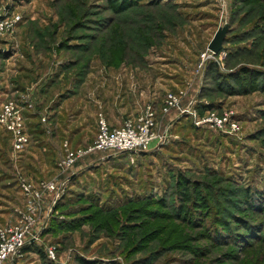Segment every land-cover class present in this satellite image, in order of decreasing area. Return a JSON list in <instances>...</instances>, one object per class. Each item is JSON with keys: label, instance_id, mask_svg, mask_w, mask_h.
Segmentation results:
<instances>
[{"label": "rangeland", "instance_id": "374dc122", "mask_svg": "<svg viewBox=\"0 0 264 264\" xmlns=\"http://www.w3.org/2000/svg\"><path fill=\"white\" fill-rule=\"evenodd\" d=\"M226 24V41L215 55L209 44ZM204 53L212 57L198 72ZM210 63L224 74L241 66L264 71V0H143L120 15L108 0H0V113L9 102L25 107L30 145L27 120L33 118L36 129L48 128L49 140L61 144L59 160L65 144L71 146L59 142V131L68 129L59 117L84 114L83 146H90L100 114L128 108L126 120L135 118L137 99L141 109L159 111L180 91L187 92L182 103L194 100L183 108V124L176 118L177 136L164 144L136 155L86 157L82 165L91 173L77 186V179L58 184L61 195L37 216L36 247L8 264H77V257L90 264H264V205L247 209L250 192L264 203V94H217L205 76ZM207 113L232 117L240 133L211 128L203 122ZM28 147L17 155L0 125L3 226L36 214L21 193L19 176H25L15 163ZM71 171L57 166L55 178L44 182ZM180 175L205 185L207 207L196 201L183 214L175 210ZM53 219L73 228L49 232Z\"/></svg>", "mask_w": 264, "mask_h": 264}, {"label": "built area", "instance_id": "2783aa9c", "mask_svg": "<svg viewBox=\"0 0 264 264\" xmlns=\"http://www.w3.org/2000/svg\"><path fill=\"white\" fill-rule=\"evenodd\" d=\"M223 2V0H222ZM225 5V3H224ZM212 56L204 53L198 65V72L204 69L206 61ZM187 92L169 94L165 103L158 111L153 106H148L135 118L128 119L122 126H111L104 114L99 115L98 134L94 142L86 148L73 149L69 144L64 146V155L58 161V169L66 172L72 169L79 161L91 154L105 152L111 154L136 155L143 152L145 147L150 145L164 144L169 138L171 125L164 129L161 126L159 116L168 117L174 110L181 109L182 99ZM32 108L31 105L28 106ZM155 108V109H154ZM25 107L9 102L3 105L0 113V125H2L13 138V150L19 155L30 145L31 138L26 132L24 120ZM186 113V111H182ZM196 117L195 111L192 112ZM203 122L209 123L211 128L223 131L230 135H238L241 127L236 120L227 115L220 116L215 113H207ZM45 121V119H43ZM19 187L26 199L34 204L35 215H24L19 222L0 227V264L13 262L22 254L23 249L36 242L38 239V217L37 211L41 208L44 196L48 193L54 194V203L62 193V186L57 182L33 183L22 175L19 176ZM48 257L55 258L53 250L48 251Z\"/></svg>", "mask_w": 264, "mask_h": 264}, {"label": "crops", "instance_id": "0c3cea01", "mask_svg": "<svg viewBox=\"0 0 264 264\" xmlns=\"http://www.w3.org/2000/svg\"><path fill=\"white\" fill-rule=\"evenodd\" d=\"M192 101H190L189 103L185 104L181 103V109L180 110H174L170 116L168 117H163L161 116V122H166V125H171L170 128V135L172 137V135H175L174 133H177L178 131H176V129H178L179 125L183 124L182 119L181 118H185L186 113H183L182 111H184V109L187 108V105H191V102H193L194 100L191 99ZM95 103L98 105L100 102L99 101H95ZM140 100L137 99L136 100V104L138 106V113L140 114L143 110L140 107ZM146 103V101H145ZM154 104V103H153ZM188 107V108H189ZM184 108V109H183ZM80 110H82V106L81 108H79ZM122 110V109H121ZM119 110H117L116 114H112V115H108L107 113V120L109 122V124L113 127H119L121 125H123V123L126 121L127 118V113H128V108H126L124 111H119L120 114L118 113ZM176 118H178L180 120V123L176 126ZM66 116L63 118L59 117L58 119V124L61 127L62 125L66 126V130H60L59 131V138H61V140H59V142H63L64 141H69L71 143V146L74 148H80V147H87V146H83V144L86 143L87 141V135L85 133V119H84V114L82 113H77L76 114V118L74 119H67ZM37 120V118H36ZM65 120L68 124L65 123ZM62 122H64V124H61ZM175 122V123H174ZM27 124L29 126V132L30 134L33 136V141L35 143H32L27 151L24 153V155H22L21 157H18L20 159H18V161H16V155H15V163L17 164V166L20 169V172L26 177L28 178L29 181H32L33 183H39L42 181H46L52 178H55V172L54 175L52 174L53 171L57 169V163L58 160L60 158V156L62 155V147L61 144L57 143L54 139V141H52L51 139L49 140V135L50 133L47 132L46 129H36L34 126L37 123H34L33 118H30L29 122L27 120ZM174 129V130H173ZM53 130V129H51ZM173 133V134H172ZM177 135L174 136V138ZM82 145V146H81ZM154 146V145H152ZM150 146V147H152ZM149 147V148H150ZM9 151L12 152V145L10 146ZM59 151V153L57 154V152ZM144 152V151H143ZM96 155V153L91 154V156ZM90 156V158H91ZM13 158H14V154H13ZM13 158L11 157V159L13 160ZM10 159L9 156V160L11 163H13V161ZM87 159V158H86ZM89 159V157H88ZM86 160L83 159L81 161H79L78 164L75 165V167L72 168L71 174H64L63 176H59L58 180L56 181L58 184H65V185H70V183H72L73 179H77L75 184H73L74 186L79 185V181L78 179H83L84 176H87L89 173L91 172H86V170H84V168L86 166H83L82 163H84ZM14 163V167L15 164ZM109 163H111L109 161ZM20 164V166H19ZM24 165V169L22 167V165ZM86 164V163H85ZM115 168V167H114ZM112 168V169H114ZM13 170V177L10 181L13 180V182H15V171L16 169H12ZM15 170V171H14ZM20 172L18 174H20ZM117 172V171H116ZM115 172V173H116ZM123 171H118L117 173L122 174ZM115 173H110V175L115 174ZM116 173V174H117ZM18 174H16V176H18ZM53 175V176H52ZM118 176V174H117ZM117 178V177H115ZM50 180V181H51ZM54 181V180H53ZM9 186H11V183H8ZM7 185V186H8ZM72 185V186H73ZM20 193V192H19ZM54 194L51 193H47L44 196V199L41 203V208L39 210V212L37 211V216H39V219H41V216L44 215L46 212V209H50V205L54 204ZM44 217V216H42ZM0 226H3V224H0Z\"/></svg>", "mask_w": 264, "mask_h": 264}, {"label": "trees", "instance_id": "16d2710c", "mask_svg": "<svg viewBox=\"0 0 264 264\" xmlns=\"http://www.w3.org/2000/svg\"><path fill=\"white\" fill-rule=\"evenodd\" d=\"M259 1V0H258ZM110 9L117 15L124 14L133 8H139L143 0H108ZM226 41V40H225ZM241 53V51H238ZM205 76H207V80L214 81L216 89L214 92L217 94H224L225 96L232 97V96H248L250 94H254L257 92L264 94V71L258 70L256 68L250 66H241L237 68L233 72L224 74L221 73L219 67L215 63H210L206 66ZM209 91L207 95L214 93ZM207 95H205L207 97ZM202 109V108H201ZM205 111V110H204ZM207 111V110H206ZM188 176L180 175L177 187H176V195L178 196L179 204L177 212L181 214L184 213V206L187 204H196V201H205L203 204L207 207L208 199H205V195H203L205 188L204 186H198V181L195 183H191ZM194 182V181H193ZM207 184V183H205ZM197 192V193H196ZM251 193V192H250ZM248 193V210L255 208L254 206H263V198L259 201L257 199L256 194ZM198 204V203H197ZM189 207H186V211H188ZM261 210V209H260ZM221 215H223V210L221 209ZM221 221L224 222L223 217H218ZM225 223V222H224ZM72 225L68 226L63 223H58L56 219H53L50 224L49 232L54 231H62L68 230ZM253 228H251V231ZM255 229V228H254ZM252 233V232H251ZM263 236V234H262ZM218 240L226 238L223 235L217 236ZM36 243H32L31 245L26 246L23 249L24 253L32 252ZM41 253V251H38ZM42 254V253H41ZM77 264H90L86 262L84 259L77 257L75 259Z\"/></svg>", "mask_w": 264, "mask_h": 264}, {"label": "water", "instance_id": "95a60500", "mask_svg": "<svg viewBox=\"0 0 264 264\" xmlns=\"http://www.w3.org/2000/svg\"><path fill=\"white\" fill-rule=\"evenodd\" d=\"M229 31V25L226 24L224 27L220 28L217 33L215 34L213 40L209 44L208 49L214 53L215 55H218L221 53L223 49V45L225 43L227 34Z\"/></svg>", "mask_w": 264, "mask_h": 264}]
</instances>
